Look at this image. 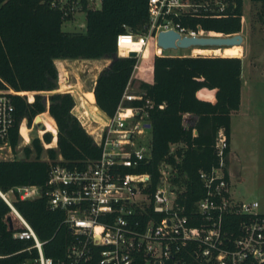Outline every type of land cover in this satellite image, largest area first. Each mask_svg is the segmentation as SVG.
Masks as SVG:
<instances>
[{
	"label": "trees",
	"instance_id": "trees-1",
	"mask_svg": "<svg viewBox=\"0 0 264 264\" xmlns=\"http://www.w3.org/2000/svg\"><path fill=\"white\" fill-rule=\"evenodd\" d=\"M252 1L260 2L264 8V0ZM221 4V10L213 4L211 11L199 8L197 12L166 17L186 31L217 35L240 32L243 0H221ZM148 19L149 0H101L99 8L86 11L84 27L65 31L62 13L51 7L50 0H0V90L24 93L11 95L15 114L11 145L15 148L18 144V125L24 118L30 126L38 115L36 121L46 124L47 131L55 133L56 126L58 129L56 148L44 149L40 139L34 138L31 145L24 147L23 159L0 160V189L7 191L19 185L44 187L42 195L35 199L21 200L15 194L12 204L44 241V252L49 257L62 258L72 239L64 211L48 206L45 184L49 163L60 155L68 167H82L98 159L101 152L73 113V95L59 91L55 60H110L98 73L90 100L92 109L107 120L114 114L138 62L142 77L137 81L138 91L155 106L149 110L151 157L133 172H149L156 183L158 165L163 161L175 164L179 171L176 181L184 179L189 208L204 193L199 170L217 165L214 141L218 129H224L229 143L231 114L240 104L242 59L158 56L153 36L146 56H117V35L125 28L135 33L145 31ZM128 47L138 49L139 44ZM27 93L33 94L31 102ZM161 103L162 109L158 108ZM187 114L195 116L193 124L185 118ZM193 129L196 135L192 134ZM50 132L43 135L46 144L51 142ZM171 144L183 146L170 153ZM43 152L47 158L42 157ZM23 228L0 199V264H21L30 256L22 250L31 241L12 237L14 231Z\"/></svg>",
	"mask_w": 264,
	"mask_h": 264
},
{
	"label": "built area",
	"instance_id": "built-area-1",
	"mask_svg": "<svg viewBox=\"0 0 264 264\" xmlns=\"http://www.w3.org/2000/svg\"><path fill=\"white\" fill-rule=\"evenodd\" d=\"M213 4L222 9L221 0H149L145 31L135 33L125 28L118 34L117 56L128 57L131 51L121 48V44L141 42L144 50L152 36L155 54L163 56L155 41L159 31L198 33L186 31L166 15L197 12L199 8L211 11ZM50 5L61 11L63 21H67L73 13L99 8L101 0H50ZM82 27L84 24L79 25ZM142 54L143 51L138 52L137 59ZM140 72L137 62L131 82L105 124L98 126L95 133L84 127L100 147V157L82 167H68L60 155L49 163L45 184L48 206L64 211V222L72 235L62 258L45 254L44 241L12 204L15 194L21 200L35 199L42 195L44 187L19 185L7 191L0 189V199L24 227L14 231L12 237L31 241L22 250L30 256L21 264H264V214L258 211V201H241L232 196L226 171L225 151L229 143L223 128L218 129L214 141L217 165L199 170L204 193L190 208L184 179L176 181L179 171L175 164L161 162L156 183L149 172H133L151 157V125L147 128L146 124H150L149 110L155 106L143 92L131 91L132 81L141 77ZM13 94L24 93L0 90V160L12 157L23 139L21 125L27 121L24 118L19 123V140L13 148ZM26 95L31 102L33 94L32 98L29 93ZM135 101L138 103L132 105ZM158 108H164V103ZM57 132L56 126V133L50 132L51 142L47 143L55 142L53 148L57 147ZM44 133H38V138L45 149L51 148L43 139ZM192 134L197 131L193 129ZM182 146L171 144L170 153Z\"/></svg>",
	"mask_w": 264,
	"mask_h": 264
},
{
	"label": "rangeland",
	"instance_id": "rangeland-1",
	"mask_svg": "<svg viewBox=\"0 0 264 264\" xmlns=\"http://www.w3.org/2000/svg\"><path fill=\"white\" fill-rule=\"evenodd\" d=\"M85 17V12L73 13L67 21L62 23V29L65 31L78 30L79 25L85 23ZM198 32L199 35L208 34L207 32ZM240 33L244 37V42L241 44L243 55L240 58L247 55L245 63H248L249 58L251 61H256V68L253 70L252 77L250 79L245 77V80L249 82V86H251L253 91V97L257 99L256 105L264 110V8L260 2L243 0V16ZM199 51L201 52V50ZM203 52L205 53L202 55L193 54L192 48H179L163 50L162 54L214 56L211 53H206V50ZM66 69H68L67 82L74 84L76 87H81L84 90V98L80 102V108L86 107L89 110L90 105L87 102V94L94 83L96 74L95 64L92 61H73L66 64ZM63 81L64 76L62 77L61 83ZM137 85L138 83L135 82L132 85L131 91H137ZM69 89L75 93L72 87ZM31 95L29 93V97ZM44 113H47V111ZM187 121L191 123V120ZM32 125H27L26 121V126L29 130L24 131L22 135L25 141L20 138L19 146L15 148L12 157L9 159H23L25 157L24 147L31 145L32 139L38 138L39 132ZM45 126L47 125L45 124ZM233 142L236 143L235 150L238 154V159L233 160L230 158L228 159V163L226 159V171L229 177L232 196L241 201H258V211L264 214V114L240 113V115L235 116L232 120V147H234ZM46 145H48L47 147H54L55 142ZM43 148L45 149L44 146ZM42 157L47 158L45 152L42 153Z\"/></svg>",
	"mask_w": 264,
	"mask_h": 264
},
{
	"label": "crops",
	"instance_id": "crops-1",
	"mask_svg": "<svg viewBox=\"0 0 264 264\" xmlns=\"http://www.w3.org/2000/svg\"><path fill=\"white\" fill-rule=\"evenodd\" d=\"M243 42H244V37H243ZM169 56H180V55H169ZM245 58H247V55L243 56L242 59V70H241V79H242V84H241V90H240V104L239 108L234 111L231 114L230 118V135H229V150L227 153V163L228 159H238V154L236 153V143L233 142L234 147L231 146V134H232V120L235 116L242 114H264V110L260 108V106L256 105L257 104V99L253 97L252 94V88L249 86V82H246L245 77H248L249 79L253 75V70L256 68V61L253 60L251 61L250 58L248 60V63H245ZM92 61L95 66H96V74L94 78V82L97 78L98 73L106 67L109 63V59L101 58V59H57L55 60V65L57 67V70L59 72V91L61 92H70L75 100V106L73 108V113L81 120L83 126L89 131V133H95L96 129L98 126L103 125V120L104 118L97 112H95L90 105V100L92 97V90L94 83L92 84V88H90L88 94H87V102L90 105V109L80 108V102L83 100V94L84 90H82L81 87H76L74 84L68 83L67 82V74H68V69H66V64L68 62H73V61ZM64 76V81H62V77ZM142 78V77H140ZM140 78H134L132 85L137 82ZM73 88L74 92L71 91L69 88ZM207 91H201V94H205ZM260 100V99H258ZM49 114V113H48ZM185 118L187 120H191V124L195 122V116L192 115H185ZM98 120V121H97ZM54 122V120H53Z\"/></svg>",
	"mask_w": 264,
	"mask_h": 264
},
{
	"label": "water",
	"instance_id": "water-1",
	"mask_svg": "<svg viewBox=\"0 0 264 264\" xmlns=\"http://www.w3.org/2000/svg\"><path fill=\"white\" fill-rule=\"evenodd\" d=\"M209 34V33H208ZM181 35L174 29L162 30L159 31L156 35V45L162 50L169 49H187L192 47H201V48H229L236 45H241L243 43V35L240 32L230 34V35ZM242 47V46H241ZM243 55V49L242 54ZM219 56V55H214ZM128 57H138V52L130 51ZM37 115L33 121L34 127L41 129L43 125L36 122ZM146 127L149 128L150 124H146Z\"/></svg>",
	"mask_w": 264,
	"mask_h": 264
},
{
	"label": "bare ground",
	"instance_id": "bare-ground-1",
	"mask_svg": "<svg viewBox=\"0 0 264 264\" xmlns=\"http://www.w3.org/2000/svg\"><path fill=\"white\" fill-rule=\"evenodd\" d=\"M196 35H199V34L197 33ZM208 35H217V34H208ZM136 44H139L138 49L128 47L130 45H136ZM121 46H125V47H127L125 49H130L131 51H136V52L143 51V54H142L141 57L146 56L147 53H148V51H149V45L144 50H142V43L141 42H137V43H133V44L132 43H130V44H124V45L121 44ZM199 50H201V52ZM204 50L207 51L206 53H211L212 55H219V56H224V57H241V54H242V47H241V45H236V46H232V47L225 48V49H221V48H212V49L211 48H205V49H203L201 47H193L192 48L193 54H201L202 55L203 53H205V52H203ZM106 122H107V119H104L103 120V124H105ZM54 124H55V121H54ZM27 130H29V128L25 125V123H23L21 125V128H20L21 135H23L24 131H27ZM37 131L39 133H44L45 131H47V129L43 125V128L41 129L40 127H38L37 128ZM48 132H50V131H48ZM55 133H53V134H55ZM24 141H25V139H24ZM27 142H30V141H27Z\"/></svg>",
	"mask_w": 264,
	"mask_h": 264
}]
</instances>
